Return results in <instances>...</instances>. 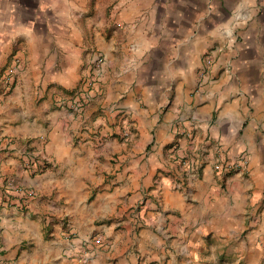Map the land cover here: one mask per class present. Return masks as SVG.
<instances>
[{
    "label": "crops",
    "instance_id": "obj_1",
    "mask_svg": "<svg viewBox=\"0 0 264 264\" xmlns=\"http://www.w3.org/2000/svg\"><path fill=\"white\" fill-rule=\"evenodd\" d=\"M114 1L106 21L110 31L90 34L112 73L104 72L102 88L92 92L86 108L72 114L59 105L82 77L84 17L92 0H0V74L14 54L24 62L11 93L6 94L0 79V182L16 173L38 192L25 211L2 208L0 264H75L77 257L71 256L79 249L62 235L59 214L68 213L80 233L82 226L95 232L96 226L84 219L85 194L93 181L106 180L105 172L113 168L111 155L128 148L109 138L99 149L91 135L85 142L77 137L84 140L100 124L112 134L121 112L135 119L139 135L131 157L107 179L91 207L95 215L130 209L132 217L120 228L106 225L112 245L95 246L86 264H109L114 258L117 264H133L118 253L125 242L146 263L167 259V264H181L178 256H200L195 249H205L212 234L232 229L239 201L262 204L264 0ZM115 23L124 26L112 29ZM206 52L215 55L212 80L196 89L195 69ZM168 102L172 105L163 114L157 111ZM181 104L187 105L186 117L179 116ZM176 117L186 118L188 128L194 124L197 146L199 135L210 132L232 149L247 148L251 171L235 174L226 192L214 189L211 165L201 174L184 172L166 149L176 135ZM43 135L54 168L31 177L17 168L23 152ZM3 138L12 142H1ZM152 139L153 155L136 157ZM188 141L183 138L182 145ZM101 155L106 157L102 162ZM147 191L158 200L137 211ZM47 232L53 237L46 239Z\"/></svg>",
    "mask_w": 264,
    "mask_h": 264
},
{
    "label": "rangeland",
    "instance_id": "obj_2",
    "mask_svg": "<svg viewBox=\"0 0 264 264\" xmlns=\"http://www.w3.org/2000/svg\"><path fill=\"white\" fill-rule=\"evenodd\" d=\"M100 4V7L94 8V4ZM115 1L112 0H92V4H87L88 9L85 11L84 17V39H85V63L83 65V73L82 77L78 83V85L74 88L73 91L69 92L65 98H62L60 107H63L68 113L76 112L74 108V99L76 96L80 95V93L84 92V89H88L90 95H93V91L100 90L102 88V82L105 80L106 75L110 76L112 72L107 71V56L96 46L92 45V40L90 37L91 32H101L103 34L108 33L110 31L108 26L106 25V21L109 18L110 13L113 10V6ZM98 18V24H96V20ZM105 21V23L102 21ZM108 22V21H107ZM116 27H111L112 29L123 28L124 24L115 23ZM121 34V33H120ZM119 34V38L121 36ZM120 46H122V40L119 41ZM121 51V50H120ZM97 54H102V62L103 64L95 69V63L93 62L94 57ZM212 58V63L207 66V59ZM115 60H117L115 58ZM16 64V65H15ZM215 64V55L213 52H206L202 60L198 62L196 67V76H197V86L196 89H200L204 87L205 84L212 80V68ZM15 65L17 70L15 72L9 73V68ZM23 59L21 56L14 54L10 61L3 68L0 79L6 94L11 93L13 88L18 83L21 71L23 70ZM206 68V73L204 75V71ZM104 72L106 75L104 76ZM93 79V84L88 85L89 80ZM91 97L88 101L90 103ZM87 103V104H88ZM87 104L85 105L87 107ZM171 103L163 104L157 108V111L169 109L171 107ZM84 106V107H85ZM85 107V108H86ZM148 107V105H145ZM182 108V110H181ZM179 116L183 115L186 117L187 105L181 104L179 107ZM78 111V110H77ZM82 111L81 113H83ZM77 113V112H76ZM163 114V113H161ZM176 135L170 141L169 144L166 145V149L168 152V156L170 157L171 162L178 164L179 167L183 168L184 172L188 171L190 174L194 173H202L204 168L207 165H211L213 169L214 175V189L219 192L228 191V187L233 182L235 174H248L252 168L251 162V152L243 147L242 151H239V147L237 149H232L225 141H223L220 137L211 135L209 132L208 135L203 136L199 135V145L194 142L196 135L193 133L194 124L191 122L189 124V128L186 126L187 119H182L180 117H176ZM192 118L190 117V120ZM115 126V127H114ZM111 127H113L111 131L103 130V124L95 127L93 126L92 130L89 131V137L82 140L81 136L77 137V141L85 142L89 139L94 140L97 148L101 149L109 138L117 139L121 144H126L127 149L122 148L120 151H116L109 158L111 163H113V168H111L110 172H105L106 180H95L92 182V187L89 192L85 194L87 195L86 204L88 205L84 212H86L85 220H90L91 224H94L97 228L95 232L89 233V230L82 226L81 233L79 229L74 225V223L70 220V216L66 212H62L59 214L60 220V229L62 235L66 237L68 243L77 245V249H79L78 254L72 255L71 258H76L73 262L75 264H86L84 262L85 255H89L95 246L102 245H112V240L106 231V225H113L115 227L120 228L122 224L125 223L130 215V209L126 210L124 213L117 209L111 214L103 215L96 214L92 209V204L95 200V197L98 195V192L102 190L104 186L109 183L108 178H114L123 168L124 163L128 160L130 156V148L135 143V139L138 138L139 128L138 125L130 115L127 113H119V117L117 121L114 122ZM129 128L132 132L130 137H126L124 135L125 129ZM91 135V136H90ZM239 139V136H236ZM186 138L188 141V146L182 145V139ZM231 138V137H230ZM207 144V141H209ZM1 142H12L10 140L1 139ZM48 138L47 135L41 136L40 139L37 140L35 144L30 146L31 148H27L26 152H23V159L18 165V170L21 172L28 173L31 177L39 176L45 173L48 169H52L53 163L49 160V152L47 150ZM155 144L152 139L143 149V151H138L136 157L146 156L149 157L153 155V145ZM1 146V145H0ZM208 146V147H207ZM4 148V146H1ZM167 156V157H168ZM155 156H152L153 159ZM104 155L99 156V159L104 160ZM243 159H247L248 164L247 168H244L242 165ZM224 164L225 168L221 172L218 170L217 165ZM45 164V166H44ZM35 170V171H34ZM16 173L7 174L2 177L0 184V213L2 208H13L18 209L20 211H25L29 209L30 202L35 197L38 196V192L32 186H28L25 184L19 177L16 176ZM158 177L154 178L156 181ZM9 179H15L20 182L23 186L29 187L34 190V195L27 200H23L22 202L17 200V197L13 195H8L5 190L6 181ZM116 183L110 185L109 187L113 188ZM147 191L146 194L140 199L137 203V211L145 208V206L153 205V203L157 202V196H154V193H149ZM226 201V200H225ZM229 202L227 199L226 203ZM239 217L237 223H235L232 229H229L225 233L221 234H212V236L207 240V247L205 249H195L196 253H200V256H178L177 260L181 262V264H264V197L262 200V204L259 207H256V201L248 200V201H239ZM255 203V204H254ZM120 206V205H119ZM147 208H150L149 206ZM158 210L153 207V210ZM79 217V216H78ZM73 220H77V216L72 215ZM80 219L82 217H79ZM58 220V219H57ZM78 229V230H77ZM101 236L100 240H95V237ZM52 238L53 235L50 232H47L46 239ZM92 239V241H89ZM0 250L3 249L4 245L0 241ZM135 247V246H134ZM80 253V254H79ZM119 255H125L130 257L133 264H149L146 263L142 256H138V250H134L133 245L130 242H125V244L119 248ZM131 254H136V256H132ZM137 261V262H136ZM117 264V258H114L109 264ZM166 261L163 264H167Z\"/></svg>",
    "mask_w": 264,
    "mask_h": 264
},
{
    "label": "built area",
    "instance_id": "obj_3",
    "mask_svg": "<svg viewBox=\"0 0 264 264\" xmlns=\"http://www.w3.org/2000/svg\"><path fill=\"white\" fill-rule=\"evenodd\" d=\"M102 54H97L94 59L93 62L95 63V69L99 68L103 62H102ZM207 66H209L212 63V58H208L207 61ZM16 65V64H15ZM13 65L9 68V73L15 72L17 70L16 66ZM206 73V68L204 71V75ZM93 84V79L89 80L88 85ZM91 95L90 92L88 91V89H84V92L80 93V95L76 96L74 99V108L76 110H81L82 108H84V106L88 103L89 99H90ZM124 135L126 137H130L132 135V132L129 128L125 129ZM247 164L248 161L247 159H243L242 161V165H244V168H247ZM45 166V164H44ZM224 164H219L217 165V168L219 171H223L224 170ZM35 171V170H34ZM5 190L7 192V194L13 195L14 197H17V200L22 202L23 200H27L30 197H32L34 195V190L30 189L29 187H25L23 186L20 182H18L15 179H9L6 181L5 184ZM101 236H97L95 237V240H100ZM89 241H92V239H90ZM1 247V245H0ZM88 255H85V259L87 258ZM114 264V263H113Z\"/></svg>",
    "mask_w": 264,
    "mask_h": 264
}]
</instances>
